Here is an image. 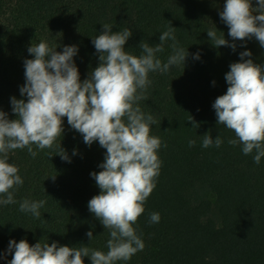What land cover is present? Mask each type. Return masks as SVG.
Returning <instances> with one entry per match:
<instances>
[{
    "label": "trees",
    "instance_id": "obj_1",
    "mask_svg": "<svg viewBox=\"0 0 264 264\" xmlns=\"http://www.w3.org/2000/svg\"><path fill=\"white\" fill-rule=\"evenodd\" d=\"M226 0H0V110L16 119L11 98L25 99L26 59L33 44L46 41L62 52L76 45L73 58L83 81L99 64L92 40L103 31L132 30L125 50L140 55V43L159 44V36L175 29L178 46L187 50L184 65L167 73L150 72L146 99L139 101L145 114L157 121L150 135L161 139L158 158L162 161L156 187L145 211L133 225L145 247L127 262L117 264H264V157L254 161L255 151L245 155L242 145H232L235 133L217 124L212 105L226 93L225 74L230 64L240 62V53L251 51L254 63L264 65V48L254 38L235 41V51L219 48L207 35L228 36V26L219 13ZM253 0V7H256ZM168 40L157 53L162 62L173 54ZM199 53L200 58L195 59ZM245 59H248L246 57ZM215 81V84H213ZM190 115L198 128L189 122ZM64 132L59 149L40 150L31 156L27 149L9 153V162L19 167L23 185L14 191L16 203L0 205V259L9 264L11 240L26 239L58 246L83 247L107 252L110 233L89 211L88 201L98 195L93 172H99L106 149L98 141L88 146L83 136L63 118ZM167 130V131H166ZM219 136L220 147L202 146L203 135ZM195 140L194 146L189 141ZM166 145V146H165ZM76 152L73 155V152ZM45 200L40 218L21 212L20 203ZM159 213L158 223L150 214ZM92 231L90 241L87 233ZM84 264H91L84 257Z\"/></svg>",
    "mask_w": 264,
    "mask_h": 264
},
{
    "label": "clouds",
    "instance_id": "obj_2",
    "mask_svg": "<svg viewBox=\"0 0 264 264\" xmlns=\"http://www.w3.org/2000/svg\"><path fill=\"white\" fill-rule=\"evenodd\" d=\"M255 2L257 6L253 7V0H226L219 15L233 42L229 43L223 32L217 36L216 30L210 29L207 35L213 46H228L235 51V41L254 38L264 48V0ZM102 27L103 31L92 40L99 64L83 81L73 59L78 53L76 45L64 46L58 52L57 47L41 41L28 48L34 58L24 61L25 84L20 88L21 96L27 99L11 98L16 119H9L0 110V205L16 203L14 191L24 183L19 167L9 162L11 151L26 148L35 157L33 145L40 150L55 146L59 149L57 155L70 162L61 144H56L64 132L66 117L86 145L98 141L106 149L104 162L99 165L102 170L91 173L100 192L88 201L87 207L110 233L108 250L58 246L56 242L30 245L26 239L18 243L11 240L9 264H84V257L90 258L91 264H117L129 261L145 247L133 225L144 213V205L156 187L162 164L158 158L162 141L150 135L151 126L157 121L151 114H145L138 102L146 99L150 72L167 73L172 66L184 65L189 53L178 46L176 28L170 22L159 36V44H139L140 55L125 50L131 29L113 32L112 25ZM168 40L173 41V54L162 62L157 53L164 51ZM251 56V51H243L240 62L230 64V71L225 74L227 91L215 99L212 107L217 124L235 133L236 138L228 142L241 144L245 155L255 151L254 161L259 164L264 157V65L254 63ZM194 58L199 59V53ZM189 122L199 127L191 115ZM195 143L190 140L189 146ZM222 143L219 136L213 139L209 133L203 135L204 148L213 144L218 148ZM45 204V200L24 199L19 210L38 219L39 209ZM159 220V213L150 214L151 223ZM87 236L91 241L92 231Z\"/></svg>",
    "mask_w": 264,
    "mask_h": 264
},
{
    "label": "rangeland",
    "instance_id": "obj_3",
    "mask_svg": "<svg viewBox=\"0 0 264 264\" xmlns=\"http://www.w3.org/2000/svg\"><path fill=\"white\" fill-rule=\"evenodd\" d=\"M0 264H2V260L0 259Z\"/></svg>",
    "mask_w": 264,
    "mask_h": 264
}]
</instances>
